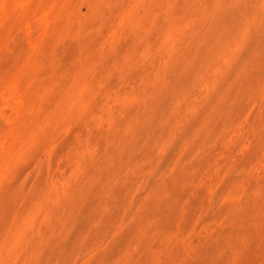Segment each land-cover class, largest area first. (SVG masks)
Instances as JSON below:
<instances>
[{
	"label": "rangeland",
	"instance_id": "obj_1",
	"mask_svg": "<svg viewBox=\"0 0 264 264\" xmlns=\"http://www.w3.org/2000/svg\"><path fill=\"white\" fill-rule=\"evenodd\" d=\"M0 264H264V0H0Z\"/></svg>",
	"mask_w": 264,
	"mask_h": 264
}]
</instances>
